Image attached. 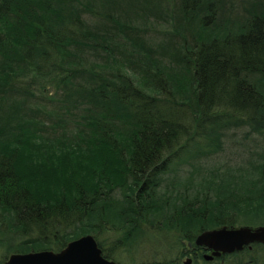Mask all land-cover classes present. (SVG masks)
Wrapping results in <instances>:
<instances>
[{
  "label": "trees",
  "instance_id": "obj_1",
  "mask_svg": "<svg viewBox=\"0 0 264 264\" xmlns=\"http://www.w3.org/2000/svg\"><path fill=\"white\" fill-rule=\"evenodd\" d=\"M162 3L0 0V264L85 235L118 264H264L194 245L264 225V0Z\"/></svg>",
  "mask_w": 264,
  "mask_h": 264
},
{
  "label": "water",
  "instance_id": "obj_2",
  "mask_svg": "<svg viewBox=\"0 0 264 264\" xmlns=\"http://www.w3.org/2000/svg\"><path fill=\"white\" fill-rule=\"evenodd\" d=\"M252 244L264 246V225L257 227L241 226L237 228L221 227L200 233L194 240L196 247H203L210 251L204 254L203 260L212 261L223 255H230L242 251ZM191 247V244H188ZM187 258L183 264H191ZM3 264H117L105 258L95 239L82 236L70 241L59 252L48 250L11 254Z\"/></svg>",
  "mask_w": 264,
  "mask_h": 264
},
{
  "label": "rangeland",
  "instance_id": "obj_3",
  "mask_svg": "<svg viewBox=\"0 0 264 264\" xmlns=\"http://www.w3.org/2000/svg\"><path fill=\"white\" fill-rule=\"evenodd\" d=\"M163 3H162V6H164L165 8H166V4H168L169 5V7L168 8H166V10H169V9H172V7H173V0H161ZM133 15V13H131L128 17H130L131 18V16ZM132 19V18H131ZM132 25L134 26V27H137L138 29L140 28L141 30L140 31H142V29H144L145 31H148V27H152L153 29H149L150 31H149V33L152 35V36H155V37H157V39L156 38H154L153 40H160L161 41V45H163V44H165V47H169V42H171V41H174L172 38H174V36H172L173 34H171L170 32L168 33L167 32V30H166V28H163V29H159L158 27H156L151 21H149V22H147V20H142V19H140V18H138V19H133L132 20ZM150 35V37H152ZM164 37L165 38V40L164 39H161V38H159V37ZM153 44H154V42H152ZM238 135H239V133H237ZM241 154H244V152L242 151L241 152ZM112 243H113V240L111 239V238H108L107 239V242H106V244H105V242H104V244L108 247V246H111L112 245ZM2 254V251H0V255ZM186 258H188V257H185L184 259H183V261L186 259ZM0 259H1V257H0ZM142 260H144V263H148L149 262V260L150 259H148V258H143ZM118 264V263H117Z\"/></svg>",
  "mask_w": 264,
  "mask_h": 264
},
{
  "label": "flooded vegetation",
  "instance_id": "obj_4",
  "mask_svg": "<svg viewBox=\"0 0 264 264\" xmlns=\"http://www.w3.org/2000/svg\"><path fill=\"white\" fill-rule=\"evenodd\" d=\"M205 250V252L201 255V256H203L204 254H209L210 253V251L209 250H207V249H205V248H203L202 247V251H204ZM191 257H190V259L192 260V263L191 264H194V262H193V258H192V254L190 255ZM189 258V257H188ZM187 259V258H186ZM202 259H203V257H202Z\"/></svg>",
  "mask_w": 264,
  "mask_h": 264
},
{
  "label": "bare ground",
  "instance_id": "obj_5",
  "mask_svg": "<svg viewBox=\"0 0 264 264\" xmlns=\"http://www.w3.org/2000/svg\"><path fill=\"white\" fill-rule=\"evenodd\" d=\"M86 236V235H85ZM90 236H92V235H90ZM93 237V236H92ZM94 238V237H93ZM95 239V238H94ZM95 241H96V239H95ZM96 243H97V241H96ZM98 244V243H97ZM17 254V253H16Z\"/></svg>",
  "mask_w": 264,
  "mask_h": 264
}]
</instances>
